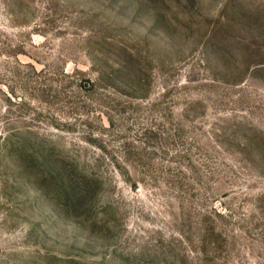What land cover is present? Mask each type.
Instances as JSON below:
<instances>
[{
    "label": "rangeland",
    "instance_id": "1",
    "mask_svg": "<svg viewBox=\"0 0 264 264\" xmlns=\"http://www.w3.org/2000/svg\"><path fill=\"white\" fill-rule=\"evenodd\" d=\"M0 264H264V0H0Z\"/></svg>",
    "mask_w": 264,
    "mask_h": 264
},
{
    "label": "trees",
    "instance_id": "2",
    "mask_svg": "<svg viewBox=\"0 0 264 264\" xmlns=\"http://www.w3.org/2000/svg\"><path fill=\"white\" fill-rule=\"evenodd\" d=\"M70 188V187H69Z\"/></svg>",
    "mask_w": 264,
    "mask_h": 264
}]
</instances>
